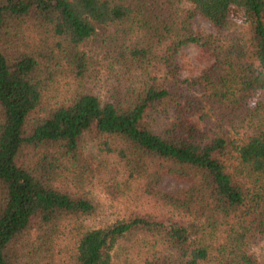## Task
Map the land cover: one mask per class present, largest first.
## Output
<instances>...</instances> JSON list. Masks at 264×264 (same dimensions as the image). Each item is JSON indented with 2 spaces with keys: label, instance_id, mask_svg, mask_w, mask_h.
<instances>
[{
  "label": "trees",
  "instance_id": "trees-1",
  "mask_svg": "<svg viewBox=\"0 0 264 264\" xmlns=\"http://www.w3.org/2000/svg\"><path fill=\"white\" fill-rule=\"evenodd\" d=\"M261 236L264 0H0V264H264Z\"/></svg>",
  "mask_w": 264,
  "mask_h": 264
},
{
  "label": "rangeland",
  "instance_id": "rangeland-1",
  "mask_svg": "<svg viewBox=\"0 0 264 264\" xmlns=\"http://www.w3.org/2000/svg\"><path fill=\"white\" fill-rule=\"evenodd\" d=\"M229 19L237 23H244L245 21L244 10L241 8L232 7L230 10ZM195 27L199 29L200 31H202L204 34L203 41H202L203 48L206 51H210V52L215 51L219 47L220 43L218 42V40H216L213 37L210 26L205 21L198 20L195 23ZM206 61H207V57H206L205 51H202L200 48L192 46V45H189L183 48V50L180 53L181 64L186 63L194 67L193 76H196L199 73L201 68L205 66ZM181 76L183 78L191 77L189 72L185 69H182ZM254 102L255 101H253V104ZM176 186L177 185H175L172 181H169V180H166L163 182V188H165L166 190H174ZM101 199H102L101 201L105 203L104 199L103 198ZM106 206L107 204L104 205V207H101L102 211L105 208L107 209ZM250 250L256 258H258L260 261L263 262L264 261V236L255 238L250 245Z\"/></svg>",
  "mask_w": 264,
  "mask_h": 264
}]
</instances>
